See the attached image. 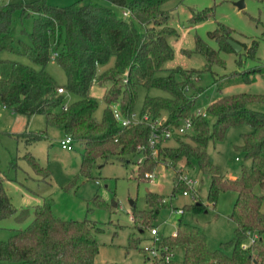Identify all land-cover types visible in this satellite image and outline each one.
Segmentation results:
<instances>
[{
  "label": "trees",
  "instance_id": "16d2710c",
  "mask_svg": "<svg viewBox=\"0 0 264 264\" xmlns=\"http://www.w3.org/2000/svg\"><path fill=\"white\" fill-rule=\"evenodd\" d=\"M106 1L110 6L76 2L55 7L45 0L0 6V53L15 52L13 14L20 11L22 17L31 13L37 15L28 42L21 41L22 54L33 65L0 59V105L28 117L43 115L48 126L64 129L76 143L83 145L79 176L91 177L98 160L112 155H141L144 160L138 163L140 181H150L146 174L154 171L159 162L167 164L186 159L189 166L196 159L201 172L211 180L209 201L216 204L223 191L236 193L231 214L236 224L235 236L222 244L221 249L211 251L207 245L208 236L199 227L181 219L175 235L161 236L158 247L163 250L167 246L171 251L182 247L181 264H264V113L250 108L254 104L264 105V94L223 95L208 105L206 117L197 116L196 99L203 91L196 86L200 80L197 70L179 67L171 69L167 75L159 74L174 58L168 38L176 30L169 27L170 12L163 8L169 0ZM258 1L264 3V0ZM116 8L122 11V16ZM125 11L129 12V17L124 16ZM191 12L193 23L214 16L213 11L191 9ZM231 34L230 28L221 26L210 33V37L219 42L220 51L232 52L234 49L228 41ZM186 52L203 55L208 68L214 64L224 65L219 51L200 37L196 40L195 51ZM51 59H55L65 72L67 83L64 86L46 71ZM103 66L105 69L101 71ZM95 85L105 88L101 118L96 116L99 100L91 93ZM60 87L75 99L67 102L65 94L58 91ZM141 87L157 88L169 94L168 97L147 95L140 113L154 120L165 115L167 120L159 131L175 130L185 120H192L190 132L175 134L156 145V156L150 141L151 124L139 122L122 127L114 116L115 106L126 117L135 112ZM189 89L193 90L190 95ZM244 124L249 125L251 131L243 135L238 150L251 163L243 165L236 177H227L211 161L207 147L211 141L222 140L230 128ZM23 136L27 142H36L43 139L44 132L24 133ZM172 140L175 146H165ZM29 161L34 169L41 170L34 156L30 155ZM173 182L172 195L182 191L176 172ZM257 188L263 193H258ZM162 200L163 196L150 192L145 210H137L132 205V218L139 229L155 227V218L165 206ZM53 204V199H45L34 208V217L26 228L16 230L8 241H0V264H96L100 249L96 232L100 228L88 219H61L55 215ZM186 209L200 213L206 205L193 202L182 208L183 213ZM25 211H19L12 204L0 175V220L23 215ZM250 235L255 236L254 241L245 246L244 241ZM131 246L138 247V241L134 240ZM141 251L147 264L149 253L146 249ZM165 254L163 250L162 255ZM163 259L156 264H179L174 259Z\"/></svg>",
  "mask_w": 264,
  "mask_h": 264
},
{
  "label": "rangeland",
  "instance_id": "374dc122",
  "mask_svg": "<svg viewBox=\"0 0 264 264\" xmlns=\"http://www.w3.org/2000/svg\"><path fill=\"white\" fill-rule=\"evenodd\" d=\"M35 1L37 0H0V6L12 3L31 4ZM45 1L55 7H66L76 2L110 6L106 0ZM238 2H243V9L236 5ZM163 8L170 12L168 25L176 33L168 38L174 50V58L164 65V70L159 74L167 75L171 69L179 67L189 71L197 70L200 80L196 82V86L203 91L196 99L195 112L205 111L209 104L223 95L264 94V3L258 0H169L163 4ZM191 9L197 12L213 11L214 16L207 21L193 23ZM115 10L122 16L119 8ZM36 18L34 13L25 17H22L20 11L13 14L15 52L3 51L0 59L33 65L22 54L21 41L28 42V34L33 31ZM221 26L232 30L231 39L242 46L240 52L220 51L219 42L211 38L210 33ZM137 27L140 28L139 25ZM199 37L219 51L223 66L214 64L208 68L203 55L185 53L195 51ZM253 48L255 49L252 50ZM104 69V66L101 67V71ZM46 71L60 86L67 83L65 72L55 59L49 61ZM192 92L189 89V95ZM91 93L99 100L96 116L101 118L105 108V88L95 85ZM147 95L169 96L161 89L141 87L135 105L136 114L142 112ZM65 96L67 102L75 99L68 92ZM250 108L264 113V105L254 104ZM163 117L166 118L165 115ZM250 131L247 124L232 127L222 140L208 144L207 152L211 161L227 177L237 176L243 165H250L251 160L238 150L243 143V135ZM40 132H44V137L36 142H27L23 136L24 133ZM66 135L64 129L48 126L43 115L28 117L0 105V175L4 179V187L12 204L19 211L27 210L23 215L0 220V241H8L16 230L26 228L34 217V208L43 204L45 199L51 198L56 216L64 220L88 219L100 228L96 232L100 245L96 264H146L141 250L151 248L153 239L150 228L139 229L134 223L131 201L137 210L143 211L147 208V195L150 192L163 196L162 202L165 204L154 221L160 236L175 235L179 221L183 219L185 223L199 227L208 236L207 245L211 251L221 249L222 244L234 238L236 224L231 219V214L236 193L223 191L216 204L209 201L211 180L201 172L196 159L189 166L186 159L167 164L159 162L158 167L151 172L155 174L154 179L140 181L138 160L141 155H112L98 160L91 171V177H83L79 176V171L84 146L75 142L73 149H64L61 140ZM184 139L191 143L189 139ZM175 145L173 140L165 144ZM30 155L35 157L40 171L34 169L30 163ZM237 158L240 160H236ZM175 172L178 173L182 191L172 195ZM186 174L199 181L193 193L182 180ZM187 190L193 197L183 195V191ZM257 192L263 193L261 188H257ZM193 202H203L206 209L200 213L190 209H186L183 214L177 213L178 209L192 205ZM262 210L264 212V203ZM134 240L138 241V247L131 246ZM252 242V236L244 241L245 246H250ZM173 259L179 264L183 262L182 247L174 248Z\"/></svg>",
  "mask_w": 264,
  "mask_h": 264
},
{
  "label": "built area",
  "instance_id": "2783aa9c",
  "mask_svg": "<svg viewBox=\"0 0 264 264\" xmlns=\"http://www.w3.org/2000/svg\"><path fill=\"white\" fill-rule=\"evenodd\" d=\"M129 15H130L129 12H127V11L124 12V16L129 17ZM125 82H127V79L125 80ZM58 91L60 94H65L67 92L66 89L63 87H60L58 89ZM196 115L197 116L202 115L203 117H206L207 112L206 111H203V112L198 111V112H196ZM114 116H115L116 120L121 124L122 127L131 126V125L139 123V122H146V123L151 124L152 132L150 135V141H151V145L153 146V149H154V151H153L154 156H156L157 152H158L156 145H158L160 142L170 140L171 138L174 137L175 134L184 135V134L190 132L192 130V126H193L192 120L187 119L183 122V124L179 128H176L175 130L172 128H165V129L159 131L161 129V127L164 125V123L166 122V120H167L166 118L163 117V118L154 120L148 114L140 115V114H136L135 112L132 113L130 116L126 117V116H123V114L119 110L118 106L114 107ZM74 143H75V140L70 135H66V137L63 140H61L62 147L64 149H68V150L73 149ZM143 160H144L143 157H141L138 160V163H142ZM236 160H239V158H237ZM146 177L150 181H152L155 177V174L147 173ZM182 180L191 189L192 193H193V191H195V187H197L198 183H199L198 180L191 179L189 177V175H187V174L182 177ZM192 193H190V191L187 190V191L183 192V195L193 197ZM177 213L182 214L183 210L178 209ZM150 235L152 236V239H153V246L151 248L146 249L149 253V257H148L149 262H151V264H156V261L161 260L162 258H164L163 260H165V261L173 260V251L174 250L171 251L169 249V247L165 246L163 248V250H165L167 254L162 255L163 250H162V248L158 247V244L161 241V236H160L158 227L152 228L150 230ZM250 236H252L253 241H254L255 236L254 235H250Z\"/></svg>",
  "mask_w": 264,
  "mask_h": 264
},
{
  "label": "water",
  "instance_id": "95a60500",
  "mask_svg": "<svg viewBox=\"0 0 264 264\" xmlns=\"http://www.w3.org/2000/svg\"><path fill=\"white\" fill-rule=\"evenodd\" d=\"M236 5L240 8V9H243L244 8V4H243V2H238V3H236ZM229 41V44L232 46V48L234 49V51H236V52H240L241 50H242V46L238 43V42H236V41H234V40H232V39H229L228 40ZM131 204L133 205V201H131Z\"/></svg>",
  "mask_w": 264,
  "mask_h": 264
},
{
  "label": "crops",
  "instance_id": "0c3cea01",
  "mask_svg": "<svg viewBox=\"0 0 264 264\" xmlns=\"http://www.w3.org/2000/svg\"><path fill=\"white\" fill-rule=\"evenodd\" d=\"M230 177L234 178V177H236V176H230ZM133 204H134V203H133Z\"/></svg>",
  "mask_w": 264,
  "mask_h": 264
}]
</instances>
